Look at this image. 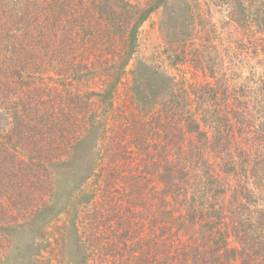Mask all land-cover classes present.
<instances>
[{
	"label": "trees",
	"instance_id": "trees-1",
	"mask_svg": "<svg viewBox=\"0 0 264 264\" xmlns=\"http://www.w3.org/2000/svg\"><path fill=\"white\" fill-rule=\"evenodd\" d=\"M168 1L0 0V264H264V0H184L186 77L128 69Z\"/></svg>",
	"mask_w": 264,
	"mask_h": 264
},
{
	"label": "rangeland",
	"instance_id": "rangeland-1",
	"mask_svg": "<svg viewBox=\"0 0 264 264\" xmlns=\"http://www.w3.org/2000/svg\"><path fill=\"white\" fill-rule=\"evenodd\" d=\"M141 1V6L142 3H145L146 0H140ZM205 0H200V8L202 11L204 12H209L208 9L212 8V5L210 4L209 7L203 6V2ZM184 0H169L168 4L169 6L173 7V8H169L171 10H166V9H159L157 10L148 21H146L139 29L138 34H137V48L135 51V54L132 58V61L129 64V68L128 69H133L134 65H136L139 62H143L145 63L148 67H150L153 71H157L158 74H167V76H171L174 77V75L178 76V77H182L185 76L186 77V72H187V67H182V68H174L172 66H170L169 61H168V55L166 54V49L168 48L166 46V42L164 39V36L162 34V26L164 27V19L166 16V12H170V11H175V13L177 14V11L179 12V10L184 8L183 5ZM208 8V9H207ZM183 11V10H182ZM218 17L215 19L217 20ZM210 22V27L213 26V22L214 20L209 17V18H205V22L207 23ZM191 29V28H190ZM190 34V39L195 45H197L198 43H200V39H198V34L199 32L196 34V31H188ZM214 42L215 44H217L216 40L214 38H212V40L210 41ZM173 60H175V58H173ZM235 61V60H234ZM234 64L228 66V69H231L233 67ZM244 76L249 75L248 71L245 70V72L243 73ZM208 76V75H207ZM93 80L96 81V83L103 89H104V78L103 77H96ZM82 94H84V92L81 91ZM93 103L98 106L99 105V99L97 97L95 98H91ZM59 153H53L51 154V159H59ZM48 157V155H47ZM88 162V161H87ZM79 165V164H78ZM62 168H60L59 170H61ZM84 170L81 172V174H83ZM106 173L107 170L106 169H102V170H98V177L96 178H89L86 182H84L82 184V186L80 187V182L76 183V185L72 188L69 186H64L63 190H65L67 188L70 196L72 197H76L79 196L84 197V195L86 194H91L93 191H95L98 188L101 187H105L106 183H107V177H106ZM240 173V171H239ZM239 173L235 175L234 179H231V181L237 179L239 177ZM58 174H60L58 172ZM79 178V175H78ZM70 215L67 216L66 219H70ZM61 226V224H60ZM49 238L51 237H46L44 239V246H45V241L48 242ZM188 236H185L183 239L184 241H190L188 239ZM50 243V242H48ZM42 244V245H43Z\"/></svg>",
	"mask_w": 264,
	"mask_h": 264
}]
</instances>
